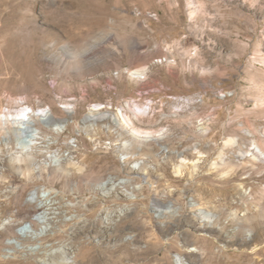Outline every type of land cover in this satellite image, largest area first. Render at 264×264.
Masks as SVG:
<instances>
[{"label": "rangeland", "instance_id": "rangeland-1", "mask_svg": "<svg viewBox=\"0 0 264 264\" xmlns=\"http://www.w3.org/2000/svg\"><path fill=\"white\" fill-rule=\"evenodd\" d=\"M31 108L0 264H264V0H0V113Z\"/></svg>", "mask_w": 264, "mask_h": 264}, {"label": "bare ground", "instance_id": "bare-ground-1", "mask_svg": "<svg viewBox=\"0 0 264 264\" xmlns=\"http://www.w3.org/2000/svg\"><path fill=\"white\" fill-rule=\"evenodd\" d=\"M133 74L138 75V77H141L142 78L145 73H144V71L137 70V71H134ZM107 119L112 120V117H108L107 115H105L104 113H102V109L101 108H93V109H91L90 113L88 115H86V117L84 118V120L86 122L87 121H90V120L91 121L92 120L102 121V120H107ZM122 120L129 126V122H131L130 119L127 120V119H124L123 118ZM54 122H55L54 118L50 115V113L46 109H40V110H35V109H32V108L30 110H28V109L16 110L15 109L14 111L0 113V133L3 134V135H6V137L8 136L11 139H14L15 138V139H18V140H22L24 138H29V137L30 138H33V139L34 138L35 139L36 138L37 139H40L38 137H32L35 134L34 126H36V124H38V123H44V124H48V125L52 126L53 124H55ZM132 133H133L134 139H140V141L143 142V143L145 141H151L152 142V141H158L159 139H162V135L161 134H154V133L149 132V131L142 132V131H137V129L136 130L133 129ZM198 134L201 137H204L205 134H206V129L204 127L199 128ZM34 147L37 148L39 146L34 145ZM35 151L36 152H40V150H38V149H36ZM148 152H150V151H148ZM148 152H147V155H149ZM255 153H256V157L258 156L259 159L260 158L261 159L263 158V156H262L263 153L261 152L260 149L255 150ZM37 154L38 153H36V155ZM155 202H157V201H155ZM45 207L46 206H43L42 209L45 208ZM158 207H161V205L158 204ZM78 209L80 210V208H78ZM48 210H51V208H48ZM148 216H150V215H148ZM45 218H47V220H51L52 219V217H48V216H46ZM191 220H190V222H191ZM39 222H41V221H31V223H32V225H33L34 228L40 225ZM145 226L147 227V225H145ZM101 228H102V226L99 223L86 225L85 227H83L81 229L80 228L77 229V231L73 234V236H72L71 239H73V242H75L76 240L78 241V238H80V236L82 234H85L87 232H90L91 230H93V231H96V230L99 231ZM168 229H169V227H168ZM47 237L48 236H45V235H43V236L37 235L35 238L28 239L27 241L28 242H34V241H37V240H43V239H45ZM185 254H186L187 257L191 255L189 252H187ZM110 259H112V258H110ZM114 259H116V258H114ZM89 260H90V262H93L95 260V258L93 257V258H91ZM116 264H117V262H116Z\"/></svg>", "mask_w": 264, "mask_h": 264}]
</instances>
